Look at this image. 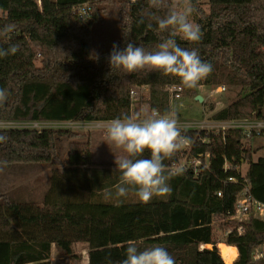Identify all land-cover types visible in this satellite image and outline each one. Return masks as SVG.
<instances>
[{
	"label": "trees",
	"instance_id": "16d2710c",
	"mask_svg": "<svg viewBox=\"0 0 264 264\" xmlns=\"http://www.w3.org/2000/svg\"><path fill=\"white\" fill-rule=\"evenodd\" d=\"M190 3L191 20L200 26L201 38L190 44L177 37V43L197 49L201 60L212 65L211 73L190 90L227 79L249 92L214 114L212 121L264 119V0H210L208 12L201 0ZM86 4L93 8L90 22H82L75 11ZM0 9L7 14L0 18V28L15 25L10 39H0V47L19 45L15 55L0 58V88L8 93L0 105V123L7 124L93 123L107 93L128 98L125 103L130 110L136 101L125 83L148 71H111L108 57L114 44L123 49L127 42L155 50L160 38L153 17L162 18L168 11L167 7L149 8L148 0H0ZM110 13L118 19L117 32L95 49L97 22ZM168 85L179 87V82L170 77L168 84L150 86L151 111H171ZM182 133L191 141V168L179 174L170 170L186 153L166 160L171 192L141 204L131 194L122 203L107 197L109 191L114 193L120 173L115 167H96L90 143L80 139V133L0 128V136L6 138L0 141V171L18 164H42L50 169L42 201L2 194L0 189V210L39 224L59 217L43 215L35 206L86 207L85 216L62 219L88 223L89 264H120L129 240L141 249L164 246L176 264H226L221 244L238 249L234 264H264V259H254L255 249L264 245V220L252 217L245 224L234 220L236 199L245 188L264 203V156L256 159L264 144L256 147L252 142L264 141V134L247 141L241 130ZM148 156L145 152L144 157ZM244 165H248L245 175ZM22 207L29 209L22 212ZM78 240L63 238L56 248L74 257ZM207 245L211 248L203 247ZM51 255V242L0 240V264H51Z\"/></svg>",
	"mask_w": 264,
	"mask_h": 264
},
{
	"label": "clouds",
	"instance_id": "9594fccd",
	"mask_svg": "<svg viewBox=\"0 0 264 264\" xmlns=\"http://www.w3.org/2000/svg\"><path fill=\"white\" fill-rule=\"evenodd\" d=\"M149 8L167 7V15L153 17L157 27L156 35L160 42L155 50L127 42L123 49L113 45L108 57L111 71L134 73L139 71L158 72L164 77H174L182 89H195L212 71V65L201 60L198 50L184 48L180 40L190 44L201 38L200 26L191 20L193 7L190 0L167 3L166 0H148ZM15 31L14 24L0 28V39H10ZM18 44L8 48L0 47V58L15 55ZM8 98L5 89L0 88V105ZM105 137L108 147L119 153L115 157V169L120 173L114 193L108 198L122 203V198L134 195L141 204L153 198H163L171 192L169 180L171 173L166 170L165 161L190 144V138L182 133L175 111L160 113L153 109L141 118L125 115L106 123ZM6 138L0 136V141ZM145 152L149 154L144 157ZM125 259L120 264H176L174 257L161 245L141 249L135 240L127 242Z\"/></svg>",
	"mask_w": 264,
	"mask_h": 264
},
{
	"label": "rangeland",
	"instance_id": "374dc122",
	"mask_svg": "<svg viewBox=\"0 0 264 264\" xmlns=\"http://www.w3.org/2000/svg\"><path fill=\"white\" fill-rule=\"evenodd\" d=\"M176 1L178 2V0ZM209 2L210 0H201V6L207 12L209 11ZM6 15V12L0 9V18H4ZM108 17L97 22L96 36L94 39L95 49H98L101 43H105L108 40V35H114L117 32L118 19L114 18L113 13H110ZM91 18V21H93V14ZM169 80L170 77H164L158 72H148L141 74L137 79H132L126 82L125 90L127 93L130 90L136 92V95L133 97V101H136V105L132 106L134 108L131 107L130 110H128V106L125 103L127 102V97V99H124L120 95L107 93L105 100H103L99 109L97 110V121L92 123L93 126L100 122V119L109 121L115 118H122L125 115H137L138 113L140 117L149 115L151 108L147 101L150 97V86L154 83L168 84ZM217 85L202 86L193 92L190 89H186L179 101H170V107L176 110L183 120L196 122H202L203 120H206L211 122L214 114L228 107L239 97L249 92L248 89H243L242 87L230 84L227 79L221 80V82ZM221 87H224L223 91L218 92L217 90ZM197 96L204 98V101H198ZM34 124L35 123L33 122L8 123L2 126V128L39 132L53 129H67L78 132L82 135L80 139L90 143V147L92 148L90 158L92 159V163L94 161L96 167H116L115 157L118 156L119 153L111 149V147L102 146L101 141L104 136L100 138V130H95L93 127L86 128L83 127V125L77 124L54 126L52 123L46 122L45 124L40 125V127H35ZM198 131L203 130L198 129ZM252 142L256 147H261L264 144V141L260 139H254ZM260 156H264V149L259 151L256 159ZM247 171L248 165H244L243 175H245ZM49 175L50 169L43 166L42 164H18V167L8 168L6 170L0 171V189L2 194H16L19 197L20 195H24L27 199L40 202L42 201L44 193L49 188ZM4 211H6V209L0 210V213ZM216 223L219 225L218 221ZM214 227L217 228L216 225H214ZM203 247L211 248L207 246ZM86 249L88 250V247L76 244L74 251L76 255L80 256V258L78 256L66 257L63 255L66 257L64 261L59 260L62 253L57 249L52 255V264H88L87 259H84V256L81 255V252Z\"/></svg>",
	"mask_w": 264,
	"mask_h": 264
},
{
	"label": "built area",
	"instance_id": "2783aa9c",
	"mask_svg": "<svg viewBox=\"0 0 264 264\" xmlns=\"http://www.w3.org/2000/svg\"><path fill=\"white\" fill-rule=\"evenodd\" d=\"M76 13L78 14L79 19L82 22H89L91 21V16L93 14V8L90 4L82 5L76 8ZM224 87L219 88L217 91L222 92ZM167 91L170 94V101L176 102L179 101L182 98L183 93L186 91V89H182L180 87H174V86H168ZM129 95L131 99L136 95V92L133 90L129 91ZM171 111H175L179 125L182 128V131H196V130H207V131H214L217 133H224L226 131L230 130H241L244 132V135L246 136V140H250L255 136H261L264 134V119L262 120H244V121H206L203 120L202 122H196V121H186L181 118L179 113L171 108ZM151 113V111H150ZM146 116V115H145ZM145 116H142L141 118H144ZM110 121V120H109ZM108 121H100L93 126L92 123H74V122H67V123H52V125H66V124H77V125H83V127L90 128L93 127L95 130H100V132H103L105 134V128L106 123ZM94 123V122H93ZM7 123H0V128L4 126ZM45 123H35V127H40V125H43ZM105 137V136H104ZM182 153H186L182 155V159L178 162H175L171 167L170 170L173 174H179L183 171H187L192 166V161L189 158V145L184 150L180 151ZM203 157V156H202ZM200 162L196 161L195 166L199 167ZM199 172L196 171V175H198ZM231 182H234L236 180L231 179ZM221 196V194H220ZM252 217H255L257 219L264 220V203L257 200L250 192V189L247 187L242 191L237 199L235 204V217L234 220L237 221V223L245 224L250 221ZM239 231L243 233L244 229L240 228ZM255 261H260L264 259V245L258 247L255 249V255H254Z\"/></svg>",
	"mask_w": 264,
	"mask_h": 264
},
{
	"label": "crops",
	"instance_id": "0c3cea01",
	"mask_svg": "<svg viewBox=\"0 0 264 264\" xmlns=\"http://www.w3.org/2000/svg\"><path fill=\"white\" fill-rule=\"evenodd\" d=\"M97 121V120H96ZM95 121V122H96ZM100 121H104L100 119ZM106 137H103L101 143L103 146V141ZM104 147V146H103ZM108 147V146H106ZM38 208L39 212L44 215V213H51L52 216L59 217L55 222L42 221L39 224L34 222L30 223L32 220L23 221L21 219H15V215L12 213L6 214L2 212L0 218V240L8 241H46L52 243V255L56 249V243L61 239L65 238L70 241L80 239L77 241V245H84L87 247L89 241L90 229L89 225L85 221H74L68 222L62 218L64 217H78L85 216L87 214L86 207H65V206H35ZM25 208L22 207L21 211L24 212ZM33 212H36L32 208ZM29 215H26L28 218ZM238 250V249H237ZM89 251L83 250L81 255L84 256V259H87L89 264ZM52 255H51V264H52ZM80 257L79 255H74V257ZM60 261H64L66 257L63 255L60 256ZM64 257V258H63ZM238 257V256H237ZM236 260V259H235Z\"/></svg>",
	"mask_w": 264,
	"mask_h": 264
},
{
	"label": "bare ground",
	"instance_id": "6f19581e",
	"mask_svg": "<svg viewBox=\"0 0 264 264\" xmlns=\"http://www.w3.org/2000/svg\"><path fill=\"white\" fill-rule=\"evenodd\" d=\"M207 247H211L208 246ZM220 250H221V255L223 256L224 260L226 261L227 264H233L235 259L238 256V250L235 247H228L225 244L219 245Z\"/></svg>",
	"mask_w": 264,
	"mask_h": 264
},
{
	"label": "water",
	"instance_id": "95a60500",
	"mask_svg": "<svg viewBox=\"0 0 264 264\" xmlns=\"http://www.w3.org/2000/svg\"><path fill=\"white\" fill-rule=\"evenodd\" d=\"M197 100L203 102V101H204V98H202L201 96H197ZM105 143H106V139H104V141H103V146H104V147L108 146V145L105 144Z\"/></svg>",
	"mask_w": 264,
	"mask_h": 264
}]
</instances>
